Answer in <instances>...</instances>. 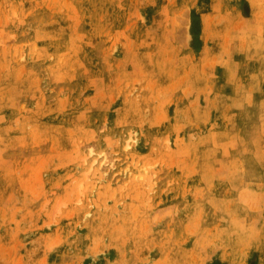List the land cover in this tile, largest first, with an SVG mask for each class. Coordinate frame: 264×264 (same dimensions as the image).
I'll return each mask as SVG.
<instances>
[{
  "label": "rangeland",
  "instance_id": "obj_1",
  "mask_svg": "<svg viewBox=\"0 0 264 264\" xmlns=\"http://www.w3.org/2000/svg\"><path fill=\"white\" fill-rule=\"evenodd\" d=\"M0 264H264V0H0Z\"/></svg>",
  "mask_w": 264,
  "mask_h": 264
}]
</instances>
